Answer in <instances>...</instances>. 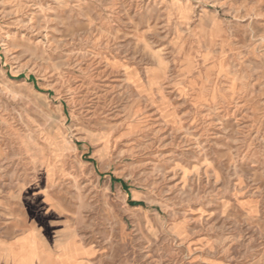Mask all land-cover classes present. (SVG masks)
Returning <instances> with one entry per match:
<instances>
[{
    "label": "rangeland",
    "instance_id": "rangeland-1",
    "mask_svg": "<svg viewBox=\"0 0 264 264\" xmlns=\"http://www.w3.org/2000/svg\"><path fill=\"white\" fill-rule=\"evenodd\" d=\"M0 264H264V0H0Z\"/></svg>",
    "mask_w": 264,
    "mask_h": 264
}]
</instances>
